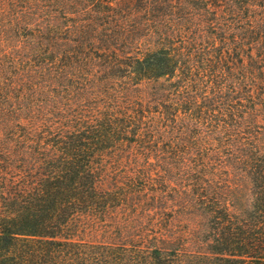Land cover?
<instances>
[{"label":"trees","instance_id":"obj_1","mask_svg":"<svg viewBox=\"0 0 264 264\" xmlns=\"http://www.w3.org/2000/svg\"><path fill=\"white\" fill-rule=\"evenodd\" d=\"M0 52V264H264V0H0Z\"/></svg>","mask_w":264,"mask_h":264},{"label":"rangeland","instance_id":"obj_2","mask_svg":"<svg viewBox=\"0 0 264 264\" xmlns=\"http://www.w3.org/2000/svg\"><path fill=\"white\" fill-rule=\"evenodd\" d=\"M15 38L13 37L12 40L9 41V44H13ZM21 54L26 55L27 52H0V62L3 63L5 66L12 65V61L16 62V66L12 65V70L15 75L18 74L23 68L28 66L24 63Z\"/></svg>","mask_w":264,"mask_h":264}]
</instances>
